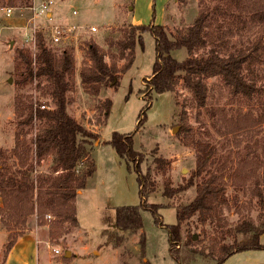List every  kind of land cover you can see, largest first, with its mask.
<instances>
[{"label": "rangeland", "instance_id": "rangeland-1", "mask_svg": "<svg viewBox=\"0 0 264 264\" xmlns=\"http://www.w3.org/2000/svg\"><path fill=\"white\" fill-rule=\"evenodd\" d=\"M9 1L0 0V150L11 165H18L13 149L19 135L29 148L28 162L33 172L49 173L52 154L39 159L35 153V137L43 126V120L35 116L27 123L25 119L31 104L54 106L50 85L43 77L27 84L19 83L16 66L18 49L27 50L33 56L37 50L36 45L27 41L25 36L29 31L33 32L35 26L41 28L51 21L31 20V8L20 6L24 5L20 2L13 6V13L7 15L3 7ZM41 1L32 0L31 5ZM53 1L52 22L80 27L71 41L48 46L56 54L64 48L74 52L76 73L71 78V89L67 93L70 100L67 109L98 135L91 149L96 170L76 197L79 226L57 228L51 235L49 226L39 224L37 215L33 214L24 226L14 229L18 237L27 232H39L41 238L37 250L34 248L32 251V264H142L145 260L151 264H218L217 255L207 254L214 236L220 240L224 234L225 239L221 240L232 242L233 236L227 232L228 228L245 219L258 225L264 217L260 196L253 191L256 186L260 190L263 186L264 123L237 130L232 129L233 125L224 119V116L230 118L241 110H252L256 118L262 112L259 102L264 101V26L244 27L227 41L224 49L236 50L256 39L262 40L261 55L252 66L260 73L256 76L258 89L251 98L232 94L220 76L204 78L208 85V97L204 104L185 87L183 81L173 93L152 91L149 81L156 61V42L149 31L143 33V43L136 44L134 60L120 72L117 85L102 89L97 96L85 91L78 75L81 66L90 62L87 52L89 42L100 46L108 62L115 60L123 68L130 55L129 49L124 50L120 41L126 40L131 24L153 22L173 30L186 28L192 24L202 3L213 7L215 0ZM92 26L96 30H92ZM45 29L48 41L50 26ZM202 50L197 49L196 54ZM173 55L183 60L187 57V50L181 48ZM106 98L112 100V106L106 121H103L102 103ZM183 110L191 126L189 130H182ZM116 132L133 135V146L138 154L130 157L131 166L110 142ZM196 141L210 143L215 148L211 170H218L224 175L228 201L219 213L223 219L220 220L221 227L203 224L195 215L183 223L182 240L174 243L171 249L167 226L177 223L176 207L189 203L196 196L195 182L201 181V178L193 176L197 168ZM158 158L164 162L160 164ZM247 158L253 172L241 183L235 172ZM137 169L143 174L150 173V192L146 190L145 195ZM192 178L194 184L190 185ZM167 186L174 191L178 187L185 189L168 197L164 195ZM145 197L148 204L161 205L157 209L161 221L156 220L148 206H143L142 228L136 231L119 230L115 223L116 207L142 205ZM2 204L0 197V207ZM48 215L46 219H53L52 215ZM190 234L196 235V238L187 243ZM142 236L145 238L143 247L140 242ZM242 237L240 234L239 238ZM8 238L9 230L3 224L0 213V239L4 254ZM260 242L264 244V233ZM52 247H59L61 253L52 252ZM67 251H71L72 255L67 256ZM38 252L41 256L39 262L36 261ZM221 264H264V248L234 252Z\"/></svg>", "mask_w": 264, "mask_h": 264}, {"label": "trees", "instance_id": "trees-1", "mask_svg": "<svg viewBox=\"0 0 264 264\" xmlns=\"http://www.w3.org/2000/svg\"><path fill=\"white\" fill-rule=\"evenodd\" d=\"M18 2L24 4L20 6H31L32 0H10L8 5L16 6ZM246 26L249 28L264 26V0H215L213 7L208 3H202L192 24L186 28L173 30L164 24L153 22L131 24L126 40L120 41L124 50L129 49L130 55L129 62L123 68H120L115 60L108 62L100 46L95 42H89L87 52L90 62L81 66L78 75L85 91L91 95L98 96L102 89L115 87L120 72L127 69L134 60L136 44L143 43V33L149 31L156 42V61L149 81L152 91L173 93L183 81L185 87L198 97L201 104H204L208 97V85L204 78L220 76L232 94L251 98L258 89L256 76L260 73L252 66L261 55L262 40L256 39L236 50L230 48L224 50L227 41L232 40ZM181 48L187 50V57L178 60L173 52ZM36 49L34 56L27 50L18 49L16 71L19 74L18 82L21 84L43 77L50 85L54 106L50 107L46 103L31 104L25 121L30 123L35 116L43 120V126L35 137V153L39 159L52 154V169L49 173L33 172L28 162L29 148L19 135L13 149L18 165H11L0 150V197L3 203L0 213L3 224L9 230L5 255L17 240L18 236L14 234V229L24 226L28 217L33 214L37 215L39 224L49 226L51 235L57 228L79 226L76 197L78 191L86 187L88 178L96 170L91 149L93 140L98 135L72 116L67 109L70 102L67 93L71 89V78L76 73L74 52L69 48H64L60 54L53 52L47 45L43 31L37 32ZM197 49L203 50L196 54ZM259 103L262 112L257 118L252 110L248 112L241 110L230 118L224 116V119L233 125L232 129L237 130L264 123V101ZM111 106L112 100L106 98L102 103L103 121H106ZM182 120L184 121L182 130H189L191 126L187 123L185 110ZM110 142L131 166L130 157L138 154L133 146V135L116 132ZM196 143L197 168L193 176L201 178V181L195 182L196 196L189 203L176 207L177 223L167 226L170 231L171 249L174 243L182 240L183 223L195 215H198L199 221L203 224L211 223L217 228L221 227L223 219L219 213L228 201L224 175L218 170H211L215 161V148L207 142ZM158 159L160 164L164 162L162 158ZM248 161V158L243 160L235 172L241 183H244L253 172ZM137 170L140 173L138 180L142 193L145 195L146 190L150 192V173L143 174L140 169ZM193 184L192 178L190 185ZM261 188L260 190L259 186H256L253 191L260 196V206L264 212L262 198L264 177ZM181 189L185 188L178 187L174 191L167 186L164 195L170 197ZM144 200L145 203L142 205L116 207L115 223L119 230L136 231L142 228L143 206H148L156 220L161 221L157 216V209L161 205L148 204L146 197ZM47 214L52 215L53 219H46ZM227 232L233 236L232 242L221 240L225 239L224 234L220 240L214 236V241H211L212 245L207 252L217 255L218 264L234 252L264 248V244L260 242V236L264 233V217L258 225L251 220H242L234 227L228 228ZM240 234L243 235L242 238H239ZM192 240L193 234H190L187 243ZM140 242L143 247L145 244L143 236ZM142 264L151 262L145 260Z\"/></svg>", "mask_w": 264, "mask_h": 264}, {"label": "built area", "instance_id": "built-area-1", "mask_svg": "<svg viewBox=\"0 0 264 264\" xmlns=\"http://www.w3.org/2000/svg\"><path fill=\"white\" fill-rule=\"evenodd\" d=\"M53 4H54L53 0H42L38 4H32L31 6H29V8H31L32 10L31 20L41 19V20H49L51 22L45 23L44 26H42L41 28L40 26L37 27L35 26L33 32L29 31L27 36H25L27 38V41H32L33 44L36 45V37L38 31H43L47 45H51V46L59 45L60 43H67L74 38L78 30L77 28L80 27H78L77 25L57 24L52 22L54 18L50 13ZM3 10L7 15H11L13 13L14 7L7 5L3 7ZM74 13H76L75 10ZM46 26H50V37L48 41L46 35L47 33L45 34L44 32L46 31L45 29ZM91 29L96 30V27L92 26ZM52 250L55 253H61V249L59 247H53Z\"/></svg>", "mask_w": 264, "mask_h": 264}, {"label": "crops", "instance_id": "crops-1", "mask_svg": "<svg viewBox=\"0 0 264 264\" xmlns=\"http://www.w3.org/2000/svg\"><path fill=\"white\" fill-rule=\"evenodd\" d=\"M40 238L41 236L39 232L38 234L37 232H27L22 234L17 238L7 255L4 254L3 242H1L0 239V264H32V251L34 248L37 250V244L39 243ZM45 242L48 247H51L48 241L45 240ZM96 252L99 253L98 251ZM70 253L71 256L72 252L70 251ZM40 259L41 256L38 252V255H36V261L39 262Z\"/></svg>", "mask_w": 264, "mask_h": 264}, {"label": "water", "instance_id": "water-1", "mask_svg": "<svg viewBox=\"0 0 264 264\" xmlns=\"http://www.w3.org/2000/svg\"><path fill=\"white\" fill-rule=\"evenodd\" d=\"M10 81H11V78H10ZM193 237L196 238V235H194ZM66 254H67V256H70L71 253H70V251H67Z\"/></svg>", "mask_w": 264, "mask_h": 264}]
</instances>
